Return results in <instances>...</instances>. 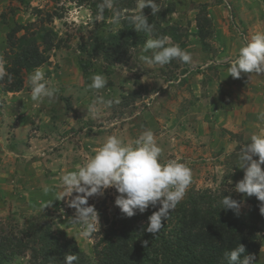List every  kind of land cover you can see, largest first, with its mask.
<instances>
[{
	"label": "rangeland",
	"instance_id": "obj_1",
	"mask_svg": "<svg viewBox=\"0 0 264 264\" xmlns=\"http://www.w3.org/2000/svg\"><path fill=\"white\" fill-rule=\"evenodd\" d=\"M104 1L88 3L110 8V0ZM156 2L157 9L173 10L163 26L183 25L177 27L183 45L198 14L208 18L210 8L218 5L226 15L236 11L229 0ZM24 3L0 0V75L6 31L14 25L44 24L62 47L23 75L19 92L0 91V233L20 237L29 221L44 219L53 233H65L95 264L93 245L136 191H148L154 204L165 197L184 199L192 190L241 199L264 188V154L248 161L253 156L247 150L248 142L264 139L258 135L260 123L246 120L236 135L221 128L229 101L218 71L190 69L169 51L171 61L165 62L152 38L131 49L126 60L108 63L90 51L91 44L121 28L117 14L102 20L87 5L69 0ZM142 7L139 1L121 15H136ZM207 30L204 52L209 56L211 21ZM240 93L232 95L245 101ZM230 142L236 145L233 150ZM246 209L248 204L238 205L239 211ZM259 228V249L246 264L254 263L264 245V221ZM28 261L26 252L9 264Z\"/></svg>",
	"mask_w": 264,
	"mask_h": 264
},
{
	"label": "trees",
	"instance_id": "obj_2",
	"mask_svg": "<svg viewBox=\"0 0 264 264\" xmlns=\"http://www.w3.org/2000/svg\"><path fill=\"white\" fill-rule=\"evenodd\" d=\"M25 4V0H17ZM87 5L92 14L102 20L117 14L121 28L105 38L92 41L91 50L104 61L118 64L127 59L129 51L152 38L164 54L165 62L177 57L181 50V34L177 27L163 26L172 9H157L159 0H110L98 7L89 0H69ZM143 2L140 12L133 15L123 11L136 8ZM105 3L104 0H97ZM196 21V37L205 50V37L210 21L205 16ZM49 17V16H48ZM117 18V17H116ZM6 25L5 20L1 21ZM20 32H23L19 35ZM171 43H166L165 39ZM6 49L3 51V73L0 91L17 93L23 87V75L45 64L47 53L59 49L62 41L44 24L14 25L6 31ZM91 42V43H92ZM86 46L81 47L85 51ZM82 74L86 68L80 66ZM148 191H136L118 207L109 225L100 233L93 245L95 264H246L259 249L260 228L264 221V188L244 193L235 199L225 192L189 191L184 199L164 198L150 203ZM240 203L248 209L239 211ZM29 253L28 264H90V259L63 233H53L51 226L41 219L29 221L15 234L0 233V264H9L14 257Z\"/></svg>",
	"mask_w": 264,
	"mask_h": 264
},
{
	"label": "crops",
	"instance_id": "obj_3",
	"mask_svg": "<svg viewBox=\"0 0 264 264\" xmlns=\"http://www.w3.org/2000/svg\"><path fill=\"white\" fill-rule=\"evenodd\" d=\"M229 1L236 8L235 14L226 15L220 5L210 8L208 18L213 31V54L208 56L207 52L202 50L201 43L196 37L195 21L188 27L189 41L184 43L181 51L188 68L199 66L198 70L202 73L210 68L218 71L219 86L226 91L229 101L226 114L219 121L223 124L221 128L236 135L243 131L246 123L244 121H258L260 123L258 135L264 137V0ZM181 26L183 25H177ZM2 43L3 40L0 39L1 47ZM236 90L241 92L240 95H244L245 101L240 102L238 99L236 101L232 95ZM254 125L259 127L258 124L252 126ZM235 146L230 142V149L233 150ZM247 150L253 156L248 158V161L255 162L261 159L262 155L258 154L262 152L264 154V139L248 142ZM261 166L264 167V163ZM253 264H264V245Z\"/></svg>",
	"mask_w": 264,
	"mask_h": 264
}]
</instances>
